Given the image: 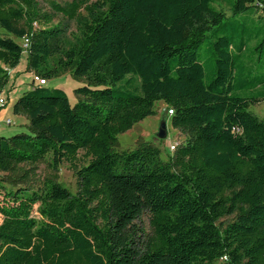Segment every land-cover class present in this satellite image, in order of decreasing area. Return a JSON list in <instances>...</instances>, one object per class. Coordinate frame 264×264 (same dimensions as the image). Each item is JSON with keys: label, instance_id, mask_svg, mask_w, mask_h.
I'll list each match as a JSON object with an SVG mask.
<instances>
[{"label": "trees", "instance_id": "trees-1", "mask_svg": "<svg viewBox=\"0 0 264 264\" xmlns=\"http://www.w3.org/2000/svg\"><path fill=\"white\" fill-rule=\"evenodd\" d=\"M217 1L234 18L260 15L262 28L224 23ZM46 6L0 0V95L23 52L26 71L43 81L69 73L85 85L73 106L35 83L12 105L28 133L0 137V264H264V121L249 111L264 103V75L244 66L248 44L264 34V0ZM57 17L75 34L52 26ZM208 33L209 77L199 58ZM158 103L161 121L184 138L169 159L150 144L115 151ZM47 159L54 173L70 165L74 194L56 175L32 182ZM143 214L150 234L135 224Z\"/></svg>", "mask_w": 264, "mask_h": 264}, {"label": "rangeland", "instance_id": "rangeland-1", "mask_svg": "<svg viewBox=\"0 0 264 264\" xmlns=\"http://www.w3.org/2000/svg\"><path fill=\"white\" fill-rule=\"evenodd\" d=\"M46 1H52L56 2L57 4H63L65 2H69L70 0H37L39 3V6L43 12L49 13V9L46 6ZM217 4H215L216 8L221 10L226 20L224 23L233 22L234 20L240 22L243 21V19H247L249 25H251L253 28H262L263 24H258L259 16L252 15L249 16L247 14H242L237 17H232V13L230 10L229 5L226 2H220L217 1ZM60 25L61 27H65L67 29V35L71 36V34H75L76 32V26L73 22H66L65 20L61 19L60 17H57L53 20L52 26L54 25ZM209 33L206 35L207 38L204 41L201 50L199 51V58L202 62L205 73L209 77L212 74V67H213V60L209 56V48L211 42V39L209 38ZM264 34L262 33L257 39H254L248 44L247 47V53L246 57L244 59V66L250 75L256 76L259 78H262L264 75ZM18 44L23 46V41H16ZM27 55L25 52L22 53L20 61L17 65L16 72L18 73L17 77V86L15 89L11 90L12 81L9 85L6 86V88L1 93V97L5 101V106L1 108L3 112H9L11 114V107L14 103L15 98L14 95H12V91L19 90L20 93L28 89L29 91L31 89V84L33 81V74L26 71L27 69ZM15 74L12 77V80H14ZM85 83L82 80H75L73 79L69 73H66L64 75H61L57 78L51 79L47 81V84L45 86L46 89L49 91L51 90H62L71 106H73L77 100V97L74 94V90L77 88H80L84 86ZM22 95V94H20ZM166 108L162 103H158L155 108L156 114L154 116H150L143 120L142 122L135 124L129 131L119 135L117 137V145L115 147V151L122 152V151H132L136 147L142 145V144H150L152 146L157 147L160 150V159L162 161H167L169 159V156H171L172 151L170 150V147L172 145H180L183 141V137L181 134L173 129L170 125V118L166 120V133L167 136L164 140H158L156 138V133L159 127V123L161 121V118L163 115H165ZM249 111L256 116L259 120L264 121V103L260 102L256 105H252L249 107ZM167 113V112H166ZM11 120L13 121V125L10 127H6L2 124L3 120H0L1 125V132L0 137L8 138L13 135H17L20 133L27 134V127L23 126V124H27V120L20 119V118H14L12 115H10ZM50 160L47 159L43 163H40L36 166L35 170V177L32 180L35 185L41 184L44 180H48L53 177V175H56V182L66 190H68L71 194H74L76 191L75 186V178L73 170L71 169L70 165L68 163L63 162L57 169V172L54 173L51 170V167L49 165ZM87 159L84 157L83 152H79L78 155V163L80 166L86 164ZM26 169V168H25ZM3 175L0 174V178H2ZM14 178V176H12ZM7 187V186H6ZM8 188V187H7ZM34 217L38 218L36 214H34ZM235 218V215H230L225 218H222L218 221V224H222V226H225L226 224H229L233 222ZM0 223H1V217H0ZM135 224L141 228L144 232V234H150V228H149V216L148 214H143L139 220L135 222Z\"/></svg>", "mask_w": 264, "mask_h": 264}, {"label": "crops", "instance_id": "crops-1", "mask_svg": "<svg viewBox=\"0 0 264 264\" xmlns=\"http://www.w3.org/2000/svg\"><path fill=\"white\" fill-rule=\"evenodd\" d=\"M14 72H16V69H13V70H9L8 71V75H9V82H8V85L11 83V81H12V85H11V90L12 89H15L16 88V84H17V77H18V73H14ZM15 74V77H14V80H12V77H13V75ZM32 85V84H31ZM28 89H26L25 91H23V92H21L20 93V91L19 90H14V91H12V95H14V98H15V100H17L21 95L20 94H23L24 92H26ZM1 97V96H0ZM2 98V97H1ZM3 99V98H2ZM15 102V101H14ZM6 104V103H5ZM12 108V107H11ZM11 111V110H10ZM10 115H12L14 118H20V119H24V121H25V118H23V117H21V116H14L13 114H12V111H11V114H9V112H3L2 110H1V108H0V120L2 121V120H5V119H11L10 118ZM23 126H27V124L25 123V124H23ZM0 129H1V127H0ZM0 132H1V130H0Z\"/></svg>", "mask_w": 264, "mask_h": 264}, {"label": "built area", "instance_id": "built-area-1", "mask_svg": "<svg viewBox=\"0 0 264 264\" xmlns=\"http://www.w3.org/2000/svg\"><path fill=\"white\" fill-rule=\"evenodd\" d=\"M27 47V40H24L23 41V46L22 48L25 50ZM35 83L37 85H46L47 82L43 81L41 78L37 77V76H34L33 75V81H32V84ZM5 106V101L0 97V108H3ZM167 115L168 116H171L172 115V111L171 110H167ZM2 124L6 127H10L13 125V121L11 119H5L3 120ZM1 127V125H0ZM176 145H172L170 147V150L173 151L175 149ZM222 260L226 261V258L223 257Z\"/></svg>", "mask_w": 264, "mask_h": 264}, {"label": "water", "instance_id": "water-1", "mask_svg": "<svg viewBox=\"0 0 264 264\" xmlns=\"http://www.w3.org/2000/svg\"><path fill=\"white\" fill-rule=\"evenodd\" d=\"M167 136L166 133V122L165 121H160L159 127L156 133V138L158 140H164Z\"/></svg>", "mask_w": 264, "mask_h": 264}]
</instances>
